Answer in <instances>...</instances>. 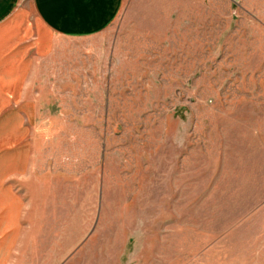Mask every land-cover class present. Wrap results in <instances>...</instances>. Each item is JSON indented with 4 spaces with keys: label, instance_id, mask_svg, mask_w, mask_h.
<instances>
[{
    "label": "rangeland",
    "instance_id": "rangeland-1",
    "mask_svg": "<svg viewBox=\"0 0 264 264\" xmlns=\"http://www.w3.org/2000/svg\"><path fill=\"white\" fill-rule=\"evenodd\" d=\"M34 70L0 264H264V0H126Z\"/></svg>",
    "mask_w": 264,
    "mask_h": 264
},
{
    "label": "crops",
    "instance_id": "crops-1",
    "mask_svg": "<svg viewBox=\"0 0 264 264\" xmlns=\"http://www.w3.org/2000/svg\"><path fill=\"white\" fill-rule=\"evenodd\" d=\"M126 0H0V149H10L11 169L26 164L18 137L35 113L34 68L60 39L106 30ZM20 132V133H19Z\"/></svg>",
    "mask_w": 264,
    "mask_h": 264
}]
</instances>
